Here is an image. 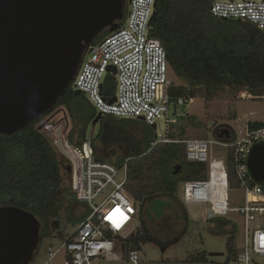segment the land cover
<instances>
[{
    "label": "built area",
    "instance_id": "2783aa9c",
    "mask_svg": "<svg viewBox=\"0 0 264 264\" xmlns=\"http://www.w3.org/2000/svg\"><path fill=\"white\" fill-rule=\"evenodd\" d=\"M155 3L156 0L130 1L125 22L91 45L90 51L84 54L71 82L72 88L85 94L95 112L101 115L142 117L154 128L163 116L165 132L160 135L155 132L151 147L181 143L187 161L205 166V176L179 183V200L184 205L206 204L204 216L207 219L239 213L244 236L242 250L237 253L234 264H254L251 253L264 256V183L252 178L247 159L253 145L264 143V126L251 128L249 122H244L232 129L228 138L221 139L169 136L168 124L175 121L171 116L172 105H187L192 99H172L169 95L172 79L167 54L160 40L151 34ZM209 10L220 18L248 21L264 32V0H213ZM110 65L115 66V74L107 71ZM107 74L114 77V102H109L110 98L102 93ZM70 127L56 124L50 132L44 126L36 128L53 143L59 139L74 160L75 180L74 184L71 180L70 186L75 200L86 207L85 216L70 236L58 247L48 248L47 261L63 251L64 264L164 263H142L140 250L125 243L135 233L138 213L137 202L128 191L127 160L120 167L99 160L94 155L91 137L80 146L69 143ZM67 159L72 168V162ZM230 172L234 174L233 183L229 179ZM231 190L243 192V204L229 205Z\"/></svg>",
    "mask_w": 264,
    "mask_h": 264
},
{
    "label": "trees",
    "instance_id": "16d2710c",
    "mask_svg": "<svg viewBox=\"0 0 264 264\" xmlns=\"http://www.w3.org/2000/svg\"><path fill=\"white\" fill-rule=\"evenodd\" d=\"M212 1H156L151 34L166 51L169 72L182 80L179 84L172 81L170 97L192 99L200 87L206 92L228 87L252 97H264V32L245 20L212 15L209 10ZM118 23L122 25L121 21ZM103 31L105 35L109 33L107 29ZM98 39L97 36L91 45ZM114 87L113 75L107 74L102 90L107 99L114 95ZM59 105L65 107L71 119L68 142L80 146L87 138V125L96 112L86 95L73 90L71 84L40 117L11 134L0 133V207L14 206L33 213L40 223L39 243L45 238L66 240L71 234L67 223L77 225L85 216L70 213L71 205H77V201H66L63 196L66 189L63 191L61 187L62 169L69 160L36 129V124ZM137 122L135 118L103 115L98 120L97 133L91 137L95 157L117 167L127 160L129 179L135 182L128 183V191L139 206V220L141 207L161 198L159 195L176 200L186 219V211L177 196L179 183L204 176L205 166L187 161L181 143L158 144L150 149L152 138L129 132ZM249 126L261 127L264 121H251ZM176 164L182 167L178 174L174 173ZM229 179L233 183V172ZM62 209L68 213L67 223L62 219ZM221 224L225 225L226 221L222 220ZM147 240L165 245L143 223L125 243L140 250ZM226 250L224 264L235 263L238 252L234 250L233 233L227 238ZM205 255L204 251L197 259L208 262Z\"/></svg>",
    "mask_w": 264,
    "mask_h": 264
},
{
    "label": "water",
    "instance_id": "95a60500",
    "mask_svg": "<svg viewBox=\"0 0 264 264\" xmlns=\"http://www.w3.org/2000/svg\"><path fill=\"white\" fill-rule=\"evenodd\" d=\"M130 1L0 0V133L17 131L56 104L75 78L92 41L103 30L111 32L119 26ZM155 16L154 9L152 19ZM107 71L115 74V66H108ZM114 101L112 96L109 102ZM102 116L96 113L92 124ZM59 131L60 127L56 133ZM229 134L230 129L223 127L216 137L228 138ZM54 144L72 162V168L68 165L66 170L72 172L74 184V160L59 139ZM247 166L252 178L264 183V143L250 148ZM173 168L177 174L182 169L180 164ZM39 232L40 223L33 213L1 206L0 264H28L38 248Z\"/></svg>",
    "mask_w": 264,
    "mask_h": 264
},
{
    "label": "rangeland",
    "instance_id": "374dc122",
    "mask_svg": "<svg viewBox=\"0 0 264 264\" xmlns=\"http://www.w3.org/2000/svg\"><path fill=\"white\" fill-rule=\"evenodd\" d=\"M129 8L130 5L126 3L124 16L119 20L122 24L127 18ZM104 35L105 32H101L98 35L99 39ZM170 77L174 83H182V80L176 78L173 72H170ZM248 95L247 92L228 87L214 92H206L203 87L197 88L195 97L187 105H172L171 116L175 117V121L168 124L169 136L171 138H217L215 131L219 132L223 127L234 129L244 122L264 121V97H248ZM137 120V126L133 125L129 132H138L141 136L145 135L153 140L155 139V132L157 135L165 132L163 116L156 122L155 128L147 125L143 120ZM56 124L71 125L70 116L62 105L56 106L49 112L36 124V128L44 126V129H48V132H50L51 128ZM97 130L98 123L93 125L92 121L89 122L86 131L87 137L94 136ZM152 148L150 147V149ZM66 167L62 169L63 182L61 187L63 191L66 189L63 194L65 200L70 201L75 199V194L70 186L71 173L66 170ZM130 182L129 180L128 183ZM131 183L134 184L135 182L132 181ZM243 196L242 191L231 190L229 193V205L238 206L243 204ZM158 197L161 198L147 202L141 207L140 220L138 218L139 206H137L138 213L135 229L141 228L143 223L153 237L165 242V245H162L161 242L147 240L141 244L140 259L142 263L176 262L179 264H201L203 262H200L197 258L202 256L205 251V258L208 262L224 264L227 257L226 241L232 233L234 234V250L236 252L242 250L244 229L239 213L232 212L228 216L222 217V220L226 221V224L223 225L220 217L205 218L206 204L192 203L184 205L187 221H183V213L176 200H169V197L160 195ZM71 206L70 213L74 215L86 214V207L83 204H73ZM61 216L67 223L68 213L63 209ZM67 224L69 232L72 233L76 225ZM63 241L57 238L43 239L38 244V248L28 264H64L65 256L63 251H60L47 261L48 248L51 246L58 247ZM209 252H222L223 254L211 256L208 254ZM250 256L254 264H264V256L254 253H251ZM230 264H234V262Z\"/></svg>",
    "mask_w": 264,
    "mask_h": 264
},
{
    "label": "flooded vegetation",
    "instance_id": "af4514ba",
    "mask_svg": "<svg viewBox=\"0 0 264 264\" xmlns=\"http://www.w3.org/2000/svg\"><path fill=\"white\" fill-rule=\"evenodd\" d=\"M215 133L217 134L218 131L216 130ZM71 180H72V176H71ZM184 220L187 221V218H186V219H183V221H184ZM185 223H186V222H185Z\"/></svg>",
    "mask_w": 264,
    "mask_h": 264
},
{
    "label": "crops",
    "instance_id": "0c3cea01",
    "mask_svg": "<svg viewBox=\"0 0 264 264\" xmlns=\"http://www.w3.org/2000/svg\"><path fill=\"white\" fill-rule=\"evenodd\" d=\"M91 137H92V136H91ZM180 202H181V201H180ZM181 203H182V202H181ZM77 204L79 205L80 203L77 202ZM182 205H183V207L185 208L184 204H182Z\"/></svg>",
    "mask_w": 264,
    "mask_h": 264
},
{
    "label": "bare ground",
    "instance_id": "6f19581e",
    "mask_svg": "<svg viewBox=\"0 0 264 264\" xmlns=\"http://www.w3.org/2000/svg\"><path fill=\"white\" fill-rule=\"evenodd\" d=\"M263 240H264V237H263Z\"/></svg>",
    "mask_w": 264,
    "mask_h": 264
}]
</instances>
